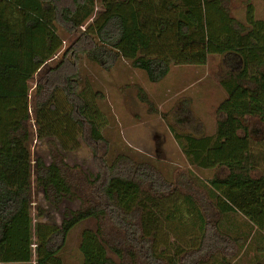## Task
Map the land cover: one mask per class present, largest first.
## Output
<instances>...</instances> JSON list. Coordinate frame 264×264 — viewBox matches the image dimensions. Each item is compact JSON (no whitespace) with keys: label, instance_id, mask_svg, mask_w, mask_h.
<instances>
[{"label":"trees","instance_id":"obj_1","mask_svg":"<svg viewBox=\"0 0 264 264\" xmlns=\"http://www.w3.org/2000/svg\"><path fill=\"white\" fill-rule=\"evenodd\" d=\"M96 4L104 10L94 12ZM55 24L78 34L66 54L76 59L81 53L105 69L128 59L150 82L177 64L159 54L164 48L198 44L199 63L221 56L226 98L217 108L215 132L175 131L188 162L215 169L214 175L199 185L190 176L185 185L166 181L147 163L127 166L116 158L108 165L100 159L97 178L85 177L82 207L59 225L35 222L33 184L54 205L72 196L58 145L77 149L78 133L91 145L104 140L103 116L93 96L79 91V75L69 72L64 57L35 85L36 137L46 139L51 161L32 158L28 81L61 50ZM260 124L264 19H255L250 3L242 22L230 16L224 0H0V263L64 264L60 253L68 233L94 219L96 229L81 234L82 264H232L253 230L264 240ZM235 215L245 220L246 231L228 225L225 219Z\"/></svg>","mask_w":264,"mask_h":264},{"label":"rangeland","instance_id":"obj_2","mask_svg":"<svg viewBox=\"0 0 264 264\" xmlns=\"http://www.w3.org/2000/svg\"><path fill=\"white\" fill-rule=\"evenodd\" d=\"M224 3L230 16L239 21H245L248 3L254 8L255 19H264L263 0H224ZM103 10L101 4L94 7V12ZM55 29L62 41L61 50L28 81L30 95L27 126L31 134L29 147L32 158H39L44 164L51 161V150L46 139L36 137L33 108L35 85L37 80L45 79L46 71L59 64L64 57L68 61L69 72L79 75V91L85 97L86 94L93 96L92 100L103 116L101 133L104 140L99 145H91L78 133L77 149L65 150L58 145L66 165L62 166V170L71 186L72 196L65 195L54 205L48 202L41 189L33 184L31 214L35 222L59 225L63 218L82 207L87 198L85 191L88 181L85 177L89 181L97 178V163L100 159L108 165L116 158L122 159V163L127 166L147 163L166 181L175 183L178 180L185 185L190 176L194 177L193 180H198L196 182L199 185V181L205 183L214 175L215 169L198 168L188 162L182 145L175 138V131L207 135L215 132L219 118L217 108L226 98L221 85L225 68L221 64V56L207 55L204 63H199L196 62L195 54L200 51L198 44L186 45L182 49L164 48L159 54L175 60L177 64H172L167 75L160 81L150 82L145 72L132 67L128 59L119 58L109 69H105L81 53L76 55V59L73 58L65 51L77 40L78 34L67 32L58 24H55ZM145 54L156 55L153 51H147ZM139 88L145 93V101L140 98ZM58 93L57 96L62 98V92L59 90ZM62 104L63 109L69 111V105L65 102ZM260 129L264 132V126ZM259 166L262 171L263 163ZM176 193L180 195L183 192L177 189ZM225 220L228 225L236 224L235 226L243 231L248 229L247 223L239 215ZM96 227V220L88 219L68 233L60 253L64 264H82L79 251L82 231L95 230ZM242 234L243 232H240L232 236L239 237ZM245 243L246 247L240 248L230 263L264 264V240L260 234L253 230ZM232 246L233 252H236V247Z\"/></svg>","mask_w":264,"mask_h":264},{"label":"crops","instance_id":"obj_3","mask_svg":"<svg viewBox=\"0 0 264 264\" xmlns=\"http://www.w3.org/2000/svg\"><path fill=\"white\" fill-rule=\"evenodd\" d=\"M9 264H18V263H9Z\"/></svg>","mask_w":264,"mask_h":264}]
</instances>
